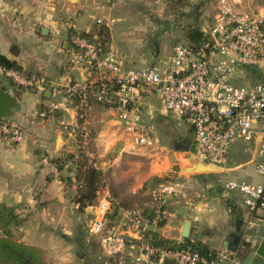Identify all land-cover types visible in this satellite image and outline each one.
Here are the masks:
<instances>
[{"label":"crops","instance_id":"1","mask_svg":"<svg viewBox=\"0 0 264 264\" xmlns=\"http://www.w3.org/2000/svg\"><path fill=\"white\" fill-rule=\"evenodd\" d=\"M152 1L154 6H160V0ZM220 1L223 0H214L215 12L211 20L204 23L200 29L212 24ZM224 1L234 10L243 13L264 11V0ZM144 2V0H0V55L16 62L27 72L42 73L51 85L50 91L46 88L40 91L16 87L9 81L0 79V89L15 99L12 114L0 120V124L18 127L23 132L21 141L17 143H11L0 136V205L16 209L17 214L23 219L22 223H27L24 229L27 240L24 242L41 248L46 260H51L52 264H73L77 260V255L78 264H139L134 260L135 248L139 243V230L134 223L135 217L133 221L128 219V211H123L118 220L119 225L124 224L126 218L133 222L119 230L127 244L124 253L116 256L106 255L96 239L87 233L88 238L97 243L96 250L90 249L89 239L83 236V246L78 254L74 239L77 235L76 229L83 220V214L73 197L72 200L68 198L70 196L71 199L73 188L78 187L79 183H75L71 173L65 175L62 153L56 150L58 138L62 140V148L66 145L73 149L78 147L74 146V139L59 136L66 133L68 126L75 124L74 111L71 109L54 111V117L40 116V113L51 106L52 98L55 97L52 88L69 80L79 79L78 71L70 66L73 49L68 36L72 30L67 25L80 33L91 34L98 25V20L102 21L101 25L106 26L107 23L109 34L107 49L125 57L128 67L136 68L137 65L144 67L146 62L152 65L171 53L172 46L168 51H155L150 56L149 48L154 42H158L152 34L158 30L153 17H159V14L145 12ZM42 29L46 30L44 34L41 33ZM61 68H64L65 72L62 82H58ZM94 104L98 103L91 101L86 116L101 114L100 116H104L107 121L91 142L90 146L95 148L90 150L89 156L92 158L94 168L101 169L107 179L101 191L104 195L103 200L108 202L106 196L111 190L110 181L118 182L120 185L126 176L131 175V171L111 167L119 156L112 160V155L109 158L110 153L112 154L117 146L118 155L126 153L127 157L138 155L141 149H160L155 126L163 127L172 122L182 126L183 122L160 115L153 100L148 99L145 101L143 115L154 127L157 143L150 148H136L125 139V135L117 126L114 109L103 105L105 108L97 110ZM96 111L101 112L98 114ZM53 133L54 143L51 146ZM191 134L193 135L192 130ZM182 145H184L182 150L166 152L163 157L165 159L172 157L180 164L178 155L185 154V158L187 154L185 151L192 146L189 142ZM243 157L245 159L243 167L234 172L232 178L242 179L241 181L248 178L259 182L261 179L254 177L249 156ZM54 160H59V166L53 163ZM189 164L187 161L179 167L175 175L172 173L175 181L185 186L183 196L156 200L159 204L156 213L160 211L164 214V225L157 227L156 224L148 222L145 227L163 239L179 241L185 239L181 237V231L184 222L189 221L190 231L186 239L195 243L200 242L216 252L222 250L234 252L243 262L249 248L260 240L258 234L260 228L264 227V212L259 214L258 229L252 230L249 237L242 238L245 209L241 204L240 195L237 194L238 201H234L233 197L236 194L226 189L225 182L219 196L216 189H213L214 185L208 183V175L212 173L184 172L183 168ZM244 167H249L250 171L241 173L240 169ZM142 185L141 178L136 179L134 185L124 187L127 191L136 193ZM163 205L166 206L165 209ZM85 213L88 215L86 210ZM90 217L89 224L92 214ZM138 217L144 219L142 215Z\"/></svg>","mask_w":264,"mask_h":264},{"label":"built area","instance_id":"2","mask_svg":"<svg viewBox=\"0 0 264 264\" xmlns=\"http://www.w3.org/2000/svg\"><path fill=\"white\" fill-rule=\"evenodd\" d=\"M67 26L72 30L68 36L73 49L70 66L78 71L79 79L52 88L58 101L48 110L71 109L82 122L91 101L109 106L125 139L134 147L150 148L157 137L143 114L145 101L152 99L160 115L192 130L193 155L219 172L225 171L235 149L250 158L260 139L250 163L261 180L226 182V189L240 195L245 209L242 238L257 230L259 214L264 212V11L243 13L220 1L212 24L200 29L203 37L197 45L176 42L168 56L142 68L128 67L125 57L103 51L94 39ZM0 79L40 91L46 81L44 75L25 77L2 65ZM0 136L17 143L23 132L2 123ZM184 193V184L174 180L160 186L159 198ZM106 205L102 201L94 208L88 234L106 255L116 256L125 252L127 244L121 233L105 230ZM163 216L157 212L151 223ZM134 223L141 228L134 259L139 264H242L237 254L227 250L207 258L196 251L153 248L143 241L148 221L136 216Z\"/></svg>","mask_w":264,"mask_h":264},{"label":"rangeland","instance_id":"3","mask_svg":"<svg viewBox=\"0 0 264 264\" xmlns=\"http://www.w3.org/2000/svg\"><path fill=\"white\" fill-rule=\"evenodd\" d=\"M144 1L145 2L143 8L145 12L151 14L154 13V15L159 14V17H153L158 30L153 32L152 34L155 35V38H157L156 41L158 42H154V44L149 48L150 56H152L153 52L155 51H168L176 42L188 43L189 41L186 37V32H188L189 29L200 30L201 26H203L204 23H208V21L211 20L215 12L213 5L214 0H160V6L158 7L156 5H153L154 2L152 0ZM149 3H152V5H150ZM146 63H144V67L150 65L149 63ZM136 68H142V66L137 65ZM245 80L246 79H242L240 80V82H245ZM25 88L27 89V87ZM57 101V96L53 97L51 105H56ZM93 106H95V109L97 110L105 108L101 104H94ZM93 110L94 107L92 108V111ZM54 111H60V109H56L53 111H49L47 109L46 111H44L46 112L45 116L54 117ZM96 112L100 114L101 111ZM100 115L91 116L90 114V116H86L85 120L81 123H79L78 118L75 117V124H73V126H68L66 128V133L59 134V136L61 135L65 139H74V146H78L74 149L69 147L70 145L63 146L62 148V140H59L58 144L56 145V150L61 151L60 153H62L65 166V175L71 173V177L74 178L75 183H79L78 187L73 188L71 199L69 196V200H72V197L74 200V197L79 189V185H81V182L79 180L81 177L79 178L78 173L88 168H94L91 162L92 158L89 156V153L91 154L90 150L94 149L95 147H91L90 144L93 139H95L97 132L102 129L107 121L104 116ZM71 130L73 131V135H67L68 131ZM155 131L159 138V144L161 147L160 149H141L138 151V155L134 154L130 157H127L126 153H121L120 155H118L117 152L119 146H117L115 151L112 152V154L110 153L109 158L112 155V160L119 156L118 160H116V162H113L114 164L111 167H114L116 170L126 172L131 171V175H128L125 178L122 176L124 180L123 184L120 185L118 182L110 181L109 187L111 188V190L109 195L106 196V199L109 203L108 205H106L107 210L104 217L105 230L119 233L121 230L126 228L127 225L133 223L129 222L128 219H130V221H133V218L136 217V215H144L145 220H148L151 214H154L155 216L156 211L159 207V204H157L156 200L160 199L159 201H161V198H159V190L161 184H166L164 182H166L168 179L174 178V175L179 170V167H182V165L187 163L188 160L184 158L185 154L178 155L180 164L176 162V159H172V157L165 159L163 156L166 152L172 153L175 149L182 150V148L184 147V145L182 144H187L188 142L190 143V146L191 144L192 146L185 152L192 153L193 135L191 134L190 128L184 123L182 124V126H180L175 122H172V124L167 123L163 127H157L156 125ZM55 133L52 134V138L50 141L51 146H53L54 143ZM73 154L76 155L74 159H72L73 157H69ZM244 163L245 159L243 157V154L240 152V150L235 149L234 152L230 155L227 164L224 165V172H215L208 175V183L212 186L214 185L213 189H216V192L219 196H221L220 193L222 192V189H224L223 183L230 180H242H236L232 178V175L234 174V172H237L240 167H243L242 164ZM249 169V167H244L241 168L240 171L244 174L247 171L249 172ZM98 170L101 173L98 183V190L92 203L87 204L86 208L81 210L83 214V220L76 229V232L82 233V235L86 238H88L87 233L89 231L88 225L89 220L91 219L90 215L96 214L94 208L99 205V199L103 200L104 195L101 191V188L103 187V184L107 182L104 172L99 168ZM168 170L174 172H168ZM172 173H174V175ZM254 177L256 179L260 178L257 175H255ZM141 178L143 179V185L138 192L131 193L130 191H127L125 189L124 185H134L135 180H139ZM244 180L246 182H254L253 179L244 178ZM236 196L237 194L233 197L234 201H238V197ZM174 198L175 197H173V199ZM163 208L165 209L166 206L163 205ZM85 210L89 216L85 213ZM123 211H128L127 215L129 218H126L124 224L119 225L118 220L119 218H121ZM25 227H27V223H22L19 227H12V238L25 243L24 241L27 240L24 231ZM139 229L141 230V228L138 227V230ZM146 229L147 231H149L148 228ZM88 239V242L90 243V249L96 250L91 244L93 243L95 246H97V244L90 238ZM81 249V247L77 248L79 252ZM76 258L77 260H75L73 264H78V255ZM47 261L49 264H52L51 260Z\"/></svg>","mask_w":264,"mask_h":264},{"label":"trees","instance_id":"4","mask_svg":"<svg viewBox=\"0 0 264 264\" xmlns=\"http://www.w3.org/2000/svg\"><path fill=\"white\" fill-rule=\"evenodd\" d=\"M82 36L88 39H94L96 43L102 48L103 51L107 50V41L109 39V34L106 26L98 24L94 27L92 33H80ZM96 35V36H94ZM186 37L189 44H198L203 35L200 30L189 29L186 32ZM0 65L6 69H11L19 74L29 77L31 75L41 76L42 73L39 72H27L20 65L14 61L6 59L4 56L0 55ZM11 83V82H10ZM50 81L46 77L44 88L51 90ZM42 107L39 108L41 110ZM81 123V120H78ZM74 159L76 155H71ZM59 160H54L53 163L56 166H59ZM64 165V162H62ZM81 174V176H80ZM79 180L81 185L74 197V202L78 205V209L82 210L86 208L87 204L92 203L95 198V194L98 190V183L101 176V173L98 169L88 168L84 171L78 173ZM78 180V181H79ZM175 179H168L164 183L173 182ZM241 198V197H240ZM144 216V215H142ZM154 214H151L148 222L151 224ZM23 222V219L20 218L17 214L15 208H8L3 205H0V264H49L46 260L45 253L43 250L37 246L29 245L20 241H17L12 238L11 228L19 227ZM164 219L157 221V227L164 225ZM78 247L83 246V235L82 233L77 232L76 238L74 239ZM143 241L150 245L153 248L157 249H169V250H189L196 251L203 257H211L216 251L208 249V247L200 242L194 243L188 239H181L179 241L172 239H163L158 234L152 231L145 230L143 232ZM96 243V242H95ZM97 244V243H96ZM94 248L96 247L93 243L91 244ZM79 252V251H78ZM80 254V253H78Z\"/></svg>","mask_w":264,"mask_h":264},{"label":"water","instance_id":"5","mask_svg":"<svg viewBox=\"0 0 264 264\" xmlns=\"http://www.w3.org/2000/svg\"><path fill=\"white\" fill-rule=\"evenodd\" d=\"M45 29L41 30V33H45ZM64 68L60 69L58 82H62V76L64 74ZM15 99L9 97L6 92L0 89V120H3L9 117L12 114L11 109L13 108ZM60 138L57 139L58 141ZM260 139L255 146L254 153L250 157L249 163L253 160L256 155V152L259 147ZM189 161V166L183 168L184 172L189 173H215L219 172V168L212 165L206 164L202 161H199L195 158L193 153H187L185 157ZM190 231V222L185 221L181 231L182 238H188ZM258 238L259 242L255 243L252 247L249 248L248 254L244 257L242 264H264V227H261L259 230Z\"/></svg>","mask_w":264,"mask_h":264}]
</instances>
